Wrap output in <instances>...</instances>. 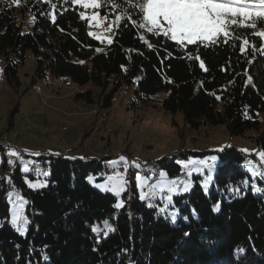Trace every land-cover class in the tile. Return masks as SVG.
Wrapping results in <instances>:
<instances>
[{"label":"trees","instance_id":"1","mask_svg":"<svg viewBox=\"0 0 264 264\" xmlns=\"http://www.w3.org/2000/svg\"><path fill=\"white\" fill-rule=\"evenodd\" d=\"M136 5L137 0H102V7L92 10L112 23L109 44L89 35L88 19L80 13L88 17L92 12L80 5L0 0L5 80L19 83V67L31 51L36 60L32 82L50 73L79 88L91 83L99 90L95 100L101 108L109 107L115 92L126 86L133 89V104L180 111L190 129L224 124L230 136L251 130L256 151L264 152L259 116L264 113V38L253 35L264 31V22L248 21L255 28L235 29L228 43L185 49L137 28L130 23L135 16L126 21V9ZM116 14L122 19L116 21ZM24 16L31 24L23 22ZM243 40L249 44L241 52ZM75 95L93 102L89 89ZM207 151H217L219 159L210 187L205 190L195 176L188 193L172 196L175 223L139 198L129 176L123 204L116 208L114 194L86 179L103 170V157L42 152L38 158L45 160L49 174L46 186L35 189L22 181L17 163L10 184L27 197L30 221L23 235L7 221L1 225L0 264H264V176L252 177L249 170L256 167L255 152L245 154L236 146ZM187 155L182 149L166 154L157 160L159 168L180 175L176 157ZM1 181L0 217L7 218L8 188Z\"/></svg>","mask_w":264,"mask_h":264},{"label":"rangeland","instance_id":"2","mask_svg":"<svg viewBox=\"0 0 264 264\" xmlns=\"http://www.w3.org/2000/svg\"><path fill=\"white\" fill-rule=\"evenodd\" d=\"M81 8L87 12L93 10L83 6ZM93 13L96 12L88 16ZM96 14L100 23L88 20V31L110 37L112 23ZM22 20L29 24L32 22L27 16L22 17ZM261 31L263 30L258 32ZM35 66L36 60L32 52L27 51L24 63L18 70L19 83L11 85L3 75V61L0 57V69H2L0 71V139L5 136L8 143L19 144L22 149L20 155L22 159L9 156L8 153L12 150L4 153L0 149V188L1 179L8 188L6 190L8 216L0 217V227L5 221L14 226L11 223L12 213L16 211L14 204L19 206L21 200L23 204L19 207V214L30 221L27 213L28 199L19 187L11 186L10 183L13 185L14 183L10 172L18 163L22 181L26 186L29 187L28 182L46 184L48 167L44 163L45 160L38 158L35 153L49 154L50 150L62 151L61 153L68 151L70 155L85 151V156L103 157V170L89 173L86 177L91 185L100 191H107L105 189L111 187L112 179L116 178L117 174L124 181L129 176L135 184L139 198L170 220L173 212L176 216L178 213L172 207V201L169 204V195L172 197L178 193H188L194 184L195 176L203 188L205 183L208 185L207 188L210 187L219 159L217 151L209 153L208 149L218 150L225 146H236L245 154L255 152L256 158L252 162L256 167L249 168L250 173L252 177L264 176L262 174L264 170L260 169L264 160L259 155L263 151H256L252 140L254 133L251 130L246 131L244 135L230 136L224 124L190 129L180 111L167 113L149 105L133 104V89L126 86L115 92L109 107L101 108L95 100L99 90L91 83L79 88L72 83H63L50 73L32 82ZM85 89L91 91L92 103H86L76 97L77 92ZM259 116L264 120V113H260ZM9 120L12 122L11 125ZM178 149L187 151L188 155L176 157L181 173L169 176L159 168L157 160ZM1 152L6 157V166L11 168L10 172L5 169L4 175L1 174L3 162ZM121 156L126 158L125 161L119 160ZM213 156L217 158L215 162L210 159ZM12 157L16 160L13 161ZM8 160H12V163L9 164ZM111 161L116 163H110ZM201 161L205 164H201ZM206 164L213 166L209 168ZM25 166L28 171H25ZM137 176L141 178L139 181ZM169 186H174L177 190L169 193ZM185 186L188 188L187 191L183 190ZM125 191L119 195L108 192L116 196L117 204L123 201ZM10 193L14 195L9 196ZM142 196L145 198L142 199ZM160 209L165 211L161 212ZM28 224L23 226L24 233ZM107 228L112 229L111 226ZM107 233L108 229L104 235Z\"/></svg>","mask_w":264,"mask_h":264},{"label":"snow or ice","instance_id":"3","mask_svg":"<svg viewBox=\"0 0 264 264\" xmlns=\"http://www.w3.org/2000/svg\"><path fill=\"white\" fill-rule=\"evenodd\" d=\"M14 3H19V0H13ZM67 2L81 5L85 8L99 9L102 7V0H67ZM108 0H105L107 3ZM122 3H130L131 0H121ZM114 7V6H113ZM106 16L114 15L112 12H106ZM81 18H86L89 21L95 20L97 23L100 21L97 19V14L86 17L84 12L80 13ZM130 16H135L136 19L130 20V23L139 29H146L147 33L156 36H163L175 42L177 46L185 49L188 46H200V45H215L219 42L228 43V37L234 35L235 29L237 28H255V23H248V21L259 18L261 22H264V0H137V5L126 9V14L123 17L126 21L130 19ZM239 18V19H238ZM122 17L118 14L115 15V20L119 21ZM111 27V26H110ZM231 29V31H230ZM90 36H95L97 40L107 39L108 43L111 44L113 41L111 37H103L96 33H89ZM253 35L264 38V31L253 33ZM249 44L248 40H243L240 46V51L244 52V45ZM148 47L152 45L149 43ZM100 51V49H97ZM191 58V57H190ZM199 59V57H195ZM82 63V62H81ZM200 67L204 68L203 61L200 62ZM2 71V69H0ZM8 147V146H5ZM9 156H16L22 159L18 151L12 150L8 153ZM35 155H40L35 153ZM262 160H264V152L259 153ZM125 157H119L120 161H125ZM211 161L215 162L216 157L210 158ZM11 164L12 160H8ZM110 163L115 164L116 161ZM201 164H205L201 161ZM207 167L211 168L213 165L206 164ZM25 171H28L25 166ZM264 174V173H262ZM47 175V173H44ZM141 178L137 176L139 181ZM146 179V178H145ZM209 179H211L209 177ZM29 187L38 188L45 187L46 184H38L28 182ZM126 181L117 174L116 178L112 179L111 187L105 189L111 191L116 195H119L122 191H125ZM207 183L204 187L207 190ZM174 186L168 187V192L171 193L176 191ZM187 191L188 188L185 186L183 189ZM163 191V189H161ZM236 191H239L236 189ZM14 195L10 193L9 196ZM142 199L145 197L142 196ZM172 197L168 196V202L171 204ZM23 201L21 200L20 205L14 204L16 211L12 213L11 223L16 226V230L23 235L24 225L29 222L19 214V207L22 206ZM123 201L114 205L116 208H120ZM152 205H149L151 207ZM214 210H218L214 208ZM164 212L165 209H160ZM177 216L173 212L171 214V220L173 223L176 222ZM107 225V221H105ZM114 231V229H111ZM96 232L97 229L93 228ZM189 233H184V236H188ZM48 259V257H45Z\"/></svg>","mask_w":264,"mask_h":264},{"label":"bare ground","instance_id":"4","mask_svg":"<svg viewBox=\"0 0 264 264\" xmlns=\"http://www.w3.org/2000/svg\"><path fill=\"white\" fill-rule=\"evenodd\" d=\"M0 140H2L3 143H0V149L6 153L8 150L4 151V143L5 144H10V146H18V149H21V146L19 144L16 143H8V141L6 140L5 136H3ZM22 150V149H21ZM61 154H65V152L61 153ZM12 160H16V158L12 157ZM256 162V161H255ZM254 163V162H253ZM120 171L122 172V168H120Z\"/></svg>","mask_w":264,"mask_h":264},{"label":"built area","instance_id":"5","mask_svg":"<svg viewBox=\"0 0 264 264\" xmlns=\"http://www.w3.org/2000/svg\"><path fill=\"white\" fill-rule=\"evenodd\" d=\"M0 143H3L2 140H0ZM5 146H8V147H5ZM6 150H15V151H18L20 153V155L22 153V150L21 149H18V146H10V144H5L4 143V151H6ZM262 165L261 166L264 167V164L263 163H262ZM5 169L7 171H9V172L11 171V168L9 166H5ZM122 170H123V167H122Z\"/></svg>","mask_w":264,"mask_h":264},{"label":"crops","instance_id":"6","mask_svg":"<svg viewBox=\"0 0 264 264\" xmlns=\"http://www.w3.org/2000/svg\"><path fill=\"white\" fill-rule=\"evenodd\" d=\"M50 151H51L52 154H56L57 152H59V151H57V150H56V151H52V150H50ZM85 153H86L85 151H82L81 153H76V154L72 153L71 156L82 157V156L86 155Z\"/></svg>","mask_w":264,"mask_h":264}]
</instances>
